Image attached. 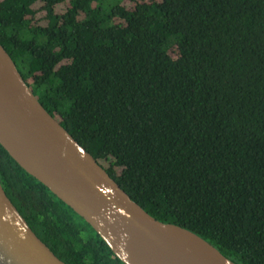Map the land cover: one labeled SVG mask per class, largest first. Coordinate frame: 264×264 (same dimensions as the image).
<instances>
[{"label": "trees", "instance_id": "trees-1", "mask_svg": "<svg viewBox=\"0 0 264 264\" xmlns=\"http://www.w3.org/2000/svg\"><path fill=\"white\" fill-rule=\"evenodd\" d=\"M0 45L147 214L264 264V0H0ZM0 183L65 264H122L0 146Z\"/></svg>", "mask_w": 264, "mask_h": 264}, {"label": "water", "instance_id": "water-1", "mask_svg": "<svg viewBox=\"0 0 264 264\" xmlns=\"http://www.w3.org/2000/svg\"><path fill=\"white\" fill-rule=\"evenodd\" d=\"M0 146L82 218L122 264H235L199 236L147 214L38 102L0 45ZM0 264H65L0 183Z\"/></svg>", "mask_w": 264, "mask_h": 264}]
</instances>
